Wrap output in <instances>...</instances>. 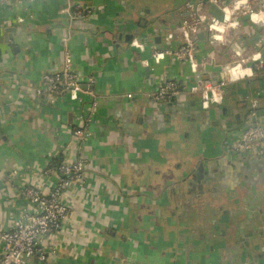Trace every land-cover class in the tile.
Returning <instances> with one entry per match:
<instances>
[{"label":"crops","instance_id":"crops-1","mask_svg":"<svg viewBox=\"0 0 264 264\" xmlns=\"http://www.w3.org/2000/svg\"><path fill=\"white\" fill-rule=\"evenodd\" d=\"M190 1L201 0L0 4L2 227L20 215L13 205L26 204L22 185L54 188L59 175L45 172L63 160L69 129L97 101L80 155L87 177L68 201L58 264H264V153L228 151L252 104L264 119V76L234 84L224 103L208 110L199 97L152 100L164 79L185 85L191 76L172 59L153 61L165 47L158 24L179 23ZM213 51L198 39V58L207 63L201 75L217 83L230 56L221 47L219 64L210 63ZM68 52L83 82L81 103L44 81L64 72Z\"/></svg>","mask_w":264,"mask_h":264},{"label":"built area","instance_id":"built-area-1","mask_svg":"<svg viewBox=\"0 0 264 264\" xmlns=\"http://www.w3.org/2000/svg\"><path fill=\"white\" fill-rule=\"evenodd\" d=\"M14 1L37 0H0V4L5 7ZM235 2L236 0L190 1L184 5L179 23L168 27L163 23L158 24V30L164 33L165 47L154 51V63L159 65L167 59H172L186 65L191 76L185 85H180L174 79H164L158 91L152 94L153 101H190L199 97L203 108L208 110L213 106L222 105L234 84L264 76V21L253 22L250 19L253 13H264V0H246L245 5L232 12L226 23L224 10L227 8L231 11ZM213 10L217 12L216 15ZM70 11L69 6L64 10L66 14ZM213 22L225 30L220 32L212 29L210 25ZM232 24L235 26H230ZM217 36L220 37L219 40L216 39ZM199 38H206L215 51L224 47L230 56L229 62L222 65L220 80L217 83L201 75L207 63L198 58ZM62 40L67 45L68 40ZM132 46L144 49L137 40L132 42ZM237 50L240 55L236 54ZM215 51L209 56V62L219 64ZM257 54L260 58L253 59ZM71 63L72 55L68 52L64 72L45 75L44 81L49 91L65 93L71 101L81 103L83 82L70 70ZM236 64L250 69L251 75L230 78L225 68ZM126 97L133 99L134 95L128 94ZM96 109L97 101L93 98L83 109L87 117L78 115L76 124L68 131L70 142L62 149L63 161L45 172L46 175H59L54 188H44L38 181L22 185L20 198L26 204L13 205L15 209H20V215L13 219L11 224L8 223L6 228L0 224V264H58L54 261L60 244L57 235L68 225V201L74 198L76 185L82 184L87 177L89 166L80 155L90 136L89 124L96 114ZM228 151L232 155L247 157L264 153V119L260 118L256 103L251 106L241 136L228 146ZM20 170L15 169L12 175H19Z\"/></svg>","mask_w":264,"mask_h":264},{"label":"clouds","instance_id":"clouds-1","mask_svg":"<svg viewBox=\"0 0 264 264\" xmlns=\"http://www.w3.org/2000/svg\"><path fill=\"white\" fill-rule=\"evenodd\" d=\"M246 4V0H236V2L233 5V9L230 11L229 9H225V22L227 23V21L229 20V18L232 15V12L235 11L236 9H239L240 7H242L243 5ZM250 19L253 22H258V21H264V13H253L250 17ZM232 27H234L235 25L232 24L230 25ZM210 27L212 29H216L220 32H223L225 29L222 26H218L217 23L213 22ZM216 39H220L219 36L216 37ZM237 55H240V51L237 50L236 52ZM259 54H257L255 57H253V59H259ZM226 73L228 74V76L232 79H237L240 77H243L245 75H251V70L248 68H243L241 66V64H236L235 66H226L225 68Z\"/></svg>","mask_w":264,"mask_h":264},{"label":"trees","instance_id":"trees-1","mask_svg":"<svg viewBox=\"0 0 264 264\" xmlns=\"http://www.w3.org/2000/svg\"><path fill=\"white\" fill-rule=\"evenodd\" d=\"M62 161H63V160L60 159L59 162H58V164H60ZM53 164L55 165L56 163H52V164H50V167L54 166ZM58 164H57V165H58ZM57 165H56V166H57Z\"/></svg>","mask_w":264,"mask_h":264},{"label":"water","instance_id":"water-1","mask_svg":"<svg viewBox=\"0 0 264 264\" xmlns=\"http://www.w3.org/2000/svg\"><path fill=\"white\" fill-rule=\"evenodd\" d=\"M174 102V101H173Z\"/></svg>","mask_w":264,"mask_h":264}]
</instances>
